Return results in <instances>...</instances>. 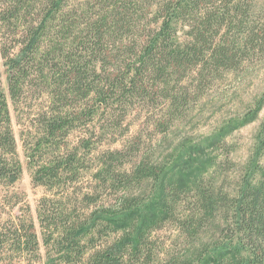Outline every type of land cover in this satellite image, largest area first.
<instances>
[{
	"label": "trees",
	"instance_id": "obj_1",
	"mask_svg": "<svg viewBox=\"0 0 264 264\" xmlns=\"http://www.w3.org/2000/svg\"><path fill=\"white\" fill-rule=\"evenodd\" d=\"M258 19L255 0H0L1 264L44 262L17 187L12 112L33 185L46 192L37 215L53 262L264 264V121L234 192L207 177L205 163L192 166L199 149L185 151L180 168L152 160L158 134L264 54ZM131 117L151 133L131 137ZM218 138L226 171L231 152ZM169 225L180 250L155 240ZM213 226L214 239L191 253Z\"/></svg>",
	"mask_w": 264,
	"mask_h": 264
},
{
	"label": "rangeland",
	"instance_id": "obj_2",
	"mask_svg": "<svg viewBox=\"0 0 264 264\" xmlns=\"http://www.w3.org/2000/svg\"><path fill=\"white\" fill-rule=\"evenodd\" d=\"M255 11L259 17V23L264 24V0H255ZM4 71L3 69L2 79L6 89L7 82ZM12 115L18 153L23 166V176L17 183V187L26 194L27 202L31 207L40 240L41 255L44 259L42 264H63L53 262V257L50 258L48 256L47 249L44 246L37 209L39 200L43 198L46 192L44 189L36 188L33 185V171L28 167L21 138V132L24 128L23 125H18L14 112H12ZM245 117L249 118V122L244 127L231 131L232 127H228V125ZM263 121L264 54H260L245 62L237 72L226 75L222 80L214 82L206 91L204 98L191 107L188 115L180 124H176L175 128L166 135L158 134L153 139V164L164 166L176 163L180 168L188 159L185 156V151H191L195 148L199 149L200 152L198 154L201 153V159H198L192 166L197 167L205 163L207 165L205 169V173H208L207 177H212L217 186H223L226 191L232 192L236 187V182L239 181L240 171L249 162ZM141 130L150 131L152 129L147 125L143 127L142 120L131 117L130 136H136ZM220 134L227 142L231 152L229 161L234 166L232 168V165H227L226 171L223 168H217L219 163L215 159L218 157L222 164V162H225L226 157L223 154L220 156L218 151H214V146L212 145L214 140L219 139L218 136ZM89 180L88 176L83 180L86 186L90 182ZM215 227L217 226H213L202 238H199L195 248L190 249L191 253H196L201 249L202 243L210 242L214 239V234L212 233H214ZM175 228L173 225L166 226L164 230L155 236L158 246L163 244V249L167 250H172L175 246H179V250L182 249L184 240L179 237L180 235Z\"/></svg>",
	"mask_w": 264,
	"mask_h": 264
}]
</instances>
